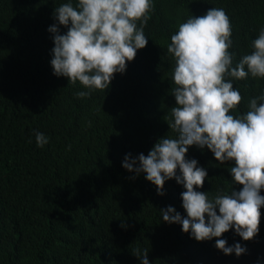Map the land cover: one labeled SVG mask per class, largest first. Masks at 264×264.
I'll return each mask as SVG.
<instances>
[{"label":"trees","instance_id":"1","mask_svg":"<svg viewBox=\"0 0 264 264\" xmlns=\"http://www.w3.org/2000/svg\"><path fill=\"white\" fill-rule=\"evenodd\" d=\"M68 2L78 0H0V224L36 197L28 207L40 225L34 229L32 219L2 225L0 264H140L133 255L137 248L147 249L148 259L160 255L172 264H197L195 254L202 264L264 261V231L246 256H225L180 224L163 221L160 210L168 206L186 217L183 185L166 180L161 196L146 174L122 167L126 154L146 156L161 138L177 135L168 125L176 85L167 47L179 24L213 7L224 9L235 66L254 51L252 42L264 28V0H153L147 45L106 90L53 74L48 28L57 23L54 9ZM66 31L61 25L60 33ZM225 79L243 97L230 112L234 116L244 115L249 100L264 93V78ZM79 91L91 95L78 99ZM35 132L48 138L44 147L37 146ZM38 157L39 165L32 161ZM186 159L207 171L196 190L209 198L218 189L242 188L229 171L235 162L220 164L207 147L190 146Z\"/></svg>","mask_w":264,"mask_h":264},{"label":"clouds","instance_id":"2","mask_svg":"<svg viewBox=\"0 0 264 264\" xmlns=\"http://www.w3.org/2000/svg\"><path fill=\"white\" fill-rule=\"evenodd\" d=\"M152 11L153 0H78L75 5L68 2L56 7L53 18L57 23L48 28L54 42L53 74L73 84L79 81L90 90L108 89L114 74H123L126 62L147 45L144 28ZM61 25L67 28L64 34ZM231 36V21L222 8L213 7L199 17L190 15L179 24L167 47L175 60L172 78L176 85L172 90L176 106L171 108L168 125L177 135L161 138L146 156L126 154L122 167L136 176L146 174L161 196L165 181L174 178L186 189L181 198L187 215L182 217L168 206L160 210L163 221L180 224L198 243L214 246L225 256L241 257L264 231V93L249 100L244 115L234 116L230 112L243 97L225 77L264 78V28L252 42L254 51L235 66V54L229 51ZM75 95L85 98L91 91ZM35 141L41 148L49 142L41 132H35ZM192 145L207 147L220 164L234 161L229 171L233 184L242 188H232L230 193L218 189L212 198L208 192L197 191L208 173L197 166V160L186 159ZM32 161L39 165V157ZM35 198L16 208L0 224L1 232L2 225L20 226L28 219L38 229L28 207ZM133 255L140 264H172L160 255L148 259L147 249L137 248ZM195 261L202 264L196 254Z\"/></svg>","mask_w":264,"mask_h":264}]
</instances>
